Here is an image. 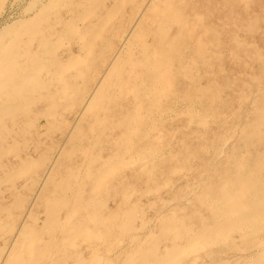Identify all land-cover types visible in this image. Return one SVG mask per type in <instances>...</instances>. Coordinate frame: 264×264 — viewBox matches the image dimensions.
<instances>
[{
  "label": "rangeland",
  "instance_id": "1",
  "mask_svg": "<svg viewBox=\"0 0 264 264\" xmlns=\"http://www.w3.org/2000/svg\"><path fill=\"white\" fill-rule=\"evenodd\" d=\"M38 1L5 0L0 28L25 17ZM64 1L46 8L35 25L13 27L15 38L26 33L19 47H36L42 60L32 99L4 118L0 263L126 264L131 255L137 264L143 255L146 264H160L156 254L184 242L176 221L178 240L158 231L163 217L176 210L183 226L196 227V214H207L194 200L196 190L213 186L217 173L231 164V151L262 149L256 137L244 136L257 120L251 105H263L264 0H88L82 21L78 9H69L68 17L77 21L72 31L58 23L70 4ZM4 38L2 33L0 42ZM167 73V90L152 100L134 88L141 80L159 90ZM140 99L152 105L140 113L139 132L152 127L150 134L131 138L129 147L154 144L162 159L151 161L153 169L131 165L98 176L125 148V126ZM186 106L205 115L204 126L189 120ZM75 208L73 237L61 239L65 213ZM127 211L134 215L128 220ZM25 243L32 247L18 262ZM228 243L188 254L180 264H227L226 256L240 254Z\"/></svg>",
  "mask_w": 264,
  "mask_h": 264
},
{
  "label": "bare ground",
  "instance_id": "2",
  "mask_svg": "<svg viewBox=\"0 0 264 264\" xmlns=\"http://www.w3.org/2000/svg\"><path fill=\"white\" fill-rule=\"evenodd\" d=\"M63 1L64 0H54V1L50 0L43 2L41 4V0H39L35 8H32L33 10L32 9L31 11H29L30 9L27 10L29 11V13L25 10L27 12L25 17H20L18 18L17 21L14 22L11 21L13 22L12 24H7L0 28V35L2 33H5V38L0 42V138L3 130L4 129L6 130V122L4 120L5 114L7 116L13 113L17 114L19 110L24 109L26 100L30 99L32 93L36 92L39 87L38 79H36V75H37V67L40 64V61L42 60L41 54L38 50H36V47L32 48V50H29L28 52L23 51L22 48L19 47L21 46L19 42V38L21 39V36H23L22 34L24 33H21L19 35L20 36L19 38L17 37L15 38V34H19V33L18 30H13V27L18 22L20 23V25H26V24L35 25L34 22H36L39 18L40 21L42 20L43 11L46 8L53 9L54 7H60L59 3ZM4 2L5 0H0V15L2 14V7ZM86 2H88V0H77L76 3L73 4L71 0H68V3L70 4L67 7V11H65L66 18L65 16H62L63 22L58 21L61 30L62 29L68 30V28L69 30L73 29L74 23L77 22L76 19L82 21V19L85 17L84 9L86 6ZM69 9L71 11L78 9L80 12V15L77 18L75 17L76 19L73 22L72 19L74 18L68 17V15H71ZM33 28L36 29V27ZM8 33H10L9 38L6 37ZM50 36L51 34H48L47 37H45V42H48L49 40L48 37ZM23 42L25 45H27V42L29 41L24 40ZM152 60H155L154 56ZM155 61L157 63V60ZM169 74L170 73L163 74L164 76L160 81L162 82V85L159 88V90H157L155 86H148L144 84L141 80H139V82L134 85V88L137 89L142 94H144L142 98L152 100L153 95L157 97L159 94L163 93L162 92L163 89H165V91L167 90L168 86H166L164 83H167L166 79L169 80ZM262 96L264 97V94H262ZM261 98L262 97H260L259 99ZM262 100H263L262 107H258L257 104L251 105L253 113H257V118H256L257 120L251 122L248 125L251 131L250 133L245 134L244 136V138L246 139L248 138L253 139V137H256L258 140H260L258 144H262V149H259V151H256L255 153H252L249 147H243L242 149L240 148V150H238L236 153L231 151L228 157L230 161L227 159L229 162H231V164L222 168L221 170L219 169L220 171L215 176L216 181L213 183V186L210 183L209 185H206V187H204L205 190L203 189L196 190L194 200L197 201V206L199 208L207 212L206 215L201 214V219L197 217V214H196L197 218L194 216L195 218L193 219H197L196 227L190 229L188 228L187 225L183 226V222L182 223L180 222L179 219L180 217L176 214L178 213V211L176 210L168 213L165 218L163 217V219L158 224V231L162 234H165L168 231L171 232L170 234L171 237L169 238L171 242L173 240H178L177 238L178 233L174 231L176 230L175 224L177 222L179 223L181 229L183 230V233L181 232L180 237H182L184 242L181 243V246L175 247V245H173L174 247H165L163 251L159 252L160 254H156L155 259L157 263L160 262V264H180L181 259L186 258L188 254H193L194 252L203 251L205 249H209V247H216L218 245L219 246L223 245L227 247L229 246L228 241H231L233 243L234 248L240 251V254L238 253L236 255L233 254L231 256L229 255L226 256L227 257L226 261L227 262L229 261L227 264H264V98ZM143 103L146 104L147 106H144ZM151 105L152 103L147 104V102H144L142 99L138 100L135 106V110L129 116L128 122L126 121L127 122L125 126L126 128L124 127L125 128L124 136H126L125 142L128 145L125 143V148H122L120 146V148L117 150L118 152L116 153L118 155H115V157L112 158V160H110L111 162L109 166L103 171L104 174L102 173L98 176H101L102 178L106 174H108V176H111L113 173L119 170L118 168L121 167L126 168V166H131V165L137 167V169L140 168L141 170H146L147 167L149 166L153 169L152 163L154 161H157V159L159 158L162 159L163 153L154 150L152 148L154 144H151L150 146L148 145L149 149H144V150H141V148L132 149V147H129V145L133 142V139L131 138L133 137L138 138L150 134L152 126L151 127L149 125L145 126V130L142 131V133L139 132L140 131L139 129H141L142 127L140 120L143 119L140 113L143 112L145 109L150 108ZM191 107L188 106L187 108L186 106V111H185L186 113L189 114L190 117L189 120L195 122L197 126H204L205 115L199 112L198 110H195L194 107L192 108ZM182 113L185 115L184 112ZM243 129H245V127ZM241 131L244 130H240L239 132ZM238 135H240V133ZM155 140L157 141V139ZM220 141H224L222 137ZM252 141L254 142V140ZM225 142L226 141H224V143ZM135 151H137V153H135ZM216 152H218V150H216ZM151 161L153 162L151 163ZM103 164L104 163H102V165ZM151 168L147 170L148 174L151 171ZM99 183L100 182H95L93 188L94 189L99 188L101 186L99 185ZM164 184L166 185V182H164ZM192 186L193 185L191 184V187ZM156 187L158 188V185ZM92 198L93 197H91L90 200ZM127 198H129V196H127ZM169 201L170 200H168V202ZM124 208L125 207H122V209ZM76 210L77 208H75L73 212L65 213L63 222L64 224H66V226H64V224L60 226L62 228V229L60 228L61 232L64 234V236L61 239L70 240L73 237V232H71L72 221L70 220L71 217L74 216ZM125 215H126V219L128 220V217L130 218V215H133V213H131V211H127L125 212ZM209 217L211 218V221ZM51 233H53V231H51ZM152 236L153 235L150 232L147 235L148 239H152ZM233 236L236 239H234ZM61 239L60 238L58 239V243L63 241ZM151 243H154V241L152 240ZM24 245H25V251L22 254L17 255V258L19 257L18 262H20L21 257H25V255H27L30 252L28 248L32 247V245L29 243H25ZM148 251L152 253V248L149 247ZM241 251L242 252L245 251V252L242 253ZM65 258L66 257H63V260ZM220 261H224V260L220 259ZM146 262L147 260L145 259V257H143V255H139V262L137 264H146ZM3 263L4 260L0 264ZM133 263H134L133 257L131 255H128L126 264H133ZM190 263L192 262L190 261Z\"/></svg>",
  "mask_w": 264,
  "mask_h": 264
}]
</instances>
